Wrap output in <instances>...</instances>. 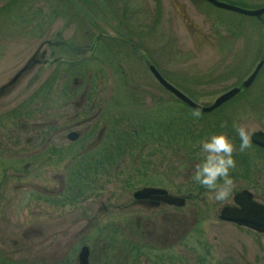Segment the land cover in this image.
<instances>
[{"label": "rangeland", "instance_id": "1", "mask_svg": "<svg viewBox=\"0 0 264 264\" xmlns=\"http://www.w3.org/2000/svg\"><path fill=\"white\" fill-rule=\"evenodd\" d=\"M181 1L195 28L171 0H0V264H64V242L66 264H75L82 244L89 245L76 239L73 216L66 226L75 227L63 235V208L43 200L44 189L58 188L57 176L76 173L67 167L70 158L54 162L48 172L35 156L40 150L33 148L35 142H25L45 135L52 123L57 130L80 123L74 129L84 143L105 129L100 151L117 154L129 141L135 152L127 166L178 168L179 192H187V174L203 159L204 138L223 132L235 145L234 122L253 133L264 131V15ZM220 1L264 5V0ZM259 65L261 73L245 88ZM151 66L204 106L234 88L241 93L195 118L161 87ZM142 141L147 148H133ZM54 144L70 152L67 141ZM160 149L161 161L155 156ZM243 154L236 168L264 167L257 149L251 146ZM121 158H114L116 165L122 166ZM74 207L66 206V212ZM114 245L119 249L110 250L109 261L135 243L115 237Z\"/></svg>", "mask_w": 264, "mask_h": 264}, {"label": "flooded vegetation", "instance_id": "2", "mask_svg": "<svg viewBox=\"0 0 264 264\" xmlns=\"http://www.w3.org/2000/svg\"><path fill=\"white\" fill-rule=\"evenodd\" d=\"M176 1L181 6L178 12L184 22L195 28L186 6L181 0ZM229 4L247 9L264 7L261 3L253 7L235 2ZM260 73L259 70L257 76ZM52 124L45 135L25 142H35L32 145L34 149H43L35 156L44 160V170L50 172L54 162L61 163L68 155L71 161L67 167L76 172L72 175L67 172L64 178L57 176L58 188L44 189L43 194L44 201L51 199L52 203L63 208L60 209L63 213L61 233L66 235L76 226V239H81L78 242L89 241V245L82 244L74 259L75 264H81L80 254L85 248L89 250V264H264V167H253L250 163V166L233 169L230 175L236 185L227 200L218 202L213 192L192 179L195 166L187 174V192H179L178 168H166L162 164L156 167L145 164L146 167H128V158L135 152H131L129 141L124 142L127 149L118 150L117 154L105 150V147L100 151L97 149L104 144L105 129L92 143L86 141V145L85 137L74 129L80 123L68 125L62 130H57L55 123ZM63 131L67 134L54 135ZM74 133L77 137L71 138ZM56 139L67 141L70 152L55 146ZM145 143L142 141L133 148L144 150ZM235 145L239 147V141ZM252 147L264 155L263 148L253 142ZM163 153L161 149L155 152L159 161ZM233 155L241 163L245 159L243 152L235 151ZM115 157H122V166L116 165ZM38 162L39 159L36 160ZM144 178L147 182L143 181ZM140 183H144L143 186L137 187ZM144 189H155L157 192L136 196ZM66 206H75V209L66 212ZM226 209L241 213L238 216L241 223L232 219L236 216L225 218L223 212ZM69 216L74 217L75 226H66ZM248 217L254 225L243 223ZM115 237L131 239L135 245L133 249L123 247L117 252L119 257H112L109 261L105 256L111 253L110 250L119 249L114 245ZM66 253L64 242L61 253L64 264Z\"/></svg>", "mask_w": 264, "mask_h": 264}, {"label": "clouds", "instance_id": "3", "mask_svg": "<svg viewBox=\"0 0 264 264\" xmlns=\"http://www.w3.org/2000/svg\"><path fill=\"white\" fill-rule=\"evenodd\" d=\"M193 116L199 118L200 113L194 112ZM233 128L239 138V151L245 152L250 149L253 131L249 127L235 122ZM200 151L203 159L196 163L192 179L203 188L213 192L216 201L227 200L234 186L230 173L236 168V160L233 155L236 146L232 138L223 132L210 134L200 142Z\"/></svg>", "mask_w": 264, "mask_h": 264}, {"label": "water", "instance_id": "4", "mask_svg": "<svg viewBox=\"0 0 264 264\" xmlns=\"http://www.w3.org/2000/svg\"><path fill=\"white\" fill-rule=\"evenodd\" d=\"M212 4H214L217 7L220 8H224L230 11H234L246 16H254V17H261V15L264 14V8L259 9V10H246L243 8H239L236 6H232L226 3H222L219 2L217 0H206ZM172 2L178 6V3L174 0H172ZM261 68V65L258 67L257 71H259ZM27 68H24L20 74L18 76L15 77L14 81H16V79L23 73V71H25ZM151 71L153 73V75L155 76V78L158 80V82L170 93H172L175 97H177L180 101H182L184 104H186L187 106H189L190 108H192L193 110L197 111V112H201V113H209L214 111L215 109H217L218 107H220L221 105H223L224 103H226L227 101H229L230 99H232L233 97H235L239 92L240 89L239 88H234L232 90H230L229 92L223 94L222 96H220L215 102L214 104H212L211 106H202L199 104H196L195 102H193L191 99H189L186 95H184L182 92H180L178 89H176L174 86H172L171 84H169L163 77L162 75L154 68L151 67ZM257 76V72L255 74H253L245 83H244V87H249L255 80ZM71 138L74 137L76 138L77 135L74 133L72 134V136H70ZM252 142L263 148L264 149V133L263 132H257L255 134H253L252 137ZM152 192H157V190L155 189H144L142 191H139L136 196H142V195H147L148 193H152ZM174 201V199H173ZM176 201V200H175ZM181 202V199H180ZM182 203V202H181ZM254 206H256L255 204H253ZM223 216L225 218H227L228 216H236L233 217L232 219L234 221L240 222V220L238 219V216H241V213H237V212H233L229 209L224 210L223 212ZM241 223V222H240ZM243 223L246 225H254V221L251 219V217L245 218L243 220ZM88 257H89V250L88 248H85L82 250L81 254H80V263L81 264H89L88 261Z\"/></svg>", "mask_w": 264, "mask_h": 264}, {"label": "trees", "instance_id": "5", "mask_svg": "<svg viewBox=\"0 0 264 264\" xmlns=\"http://www.w3.org/2000/svg\"><path fill=\"white\" fill-rule=\"evenodd\" d=\"M160 130V129H159Z\"/></svg>", "mask_w": 264, "mask_h": 264}]
</instances>
